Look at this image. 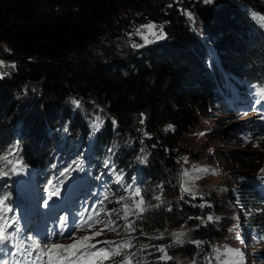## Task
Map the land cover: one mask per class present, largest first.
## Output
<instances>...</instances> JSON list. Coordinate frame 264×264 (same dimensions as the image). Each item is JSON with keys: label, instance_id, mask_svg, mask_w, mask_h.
I'll list each match as a JSON object with an SVG mask.
<instances>
[{"label": "trees", "instance_id": "trees-1", "mask_svg": "<svg viewBox=\"0 0 264 264\" xmlns=\"http://www.w3.org/2000/svg\"><path fill=\"white\" fill-rule=\"evenodd\" d=\"M164 5L154 0H0V43L16 63L9 76L0 78V156L36 169L41 199L48 182L54 183L66 167V155L88 153L83 171L71 173L62 196L75 188L94 191L89 203L78 207L91 211L105 192L110 198L127 194L128 185L138 186L146 204L159 207L148 208L136 221L135 247L126 251L137 253L141 264H173L158 259L157 247L140 249L142 243L165 245L174 257L207 264L216 234L200 215L208 213L209 206L202 208L189 196L180 198L177 150L198 123L200 110L217 105L225 114L243 94H250L251 86L264 88V25L252 16L264 17V0H232L219 6L188 1L182 9L173 5L165 12ZM186 9L201 23L203 39L190 26ZM149 21L164 24V39L137 49L126 45L122 51L111 45L131 22ZM26 92L23 98L16 96ZM234 93L241 94L238 101ZM73 98L92 100L105 114L90 144L87 126L71 105ZM261 102L257 109L243 100L248 107L237 108L264 116ZM138 125L144 126V137ZM115 140L119 145L112 154ZM140 149L149 153L145 162H133ZM250 160L239 158L254 168ZM10 166L0 162V171ZM12 175L9 171L0 176V194L9 195L6 203L21 210L10 186ZM79 200L70 203L81 204ZM107 201L104 207L111 210ZM123 224L118 223L120 230L110 241L125 239ZM73 225L66 226L65 234ZM180 227L188 228L182 244L168 234ZM161 233V238L149 239Z\"/></svg>", "mask_w": 264, "mask_h": 264}, {"label": "rangeland", "instance_id": "rangeland-1", "mask_svg": "<svg viewBox=\"0 0 264 264\" xmlns=\"http://www.w3.org/2000/svg\"><path fill=\"white\" fill-rule=\"evenodd\" d=\"M154 1H164L165 5L162 7V10L165 12L166 7L176 5L179 9H182L188 1L200 2L202 0ZM230 1L232 0H212L211 4L219 6ZM252 16L254 18L256 17L257 21L264 25L263 16L255 13ZM187 17L190 26L203 39L205 35L201 23L192 13L191 17L188 15ZM148 24H155L162 26V28L164 26L162 23L153 21L142 24L132 23L127 26L126 30H121L123 35L114 38L111 45L119 51H122L126 45L133 46V44H137L143 46L147 44L138 34L137 30ZM163 32L165 33L164 29ZM149 38L156 41L152 37ZM204 42L206 46L209 45L206 39H204ZM133 48L137 49L139 47ZM9 52L10 50L7 46L0 43V61L3 62V66H0V78L9 76L16 67V63ZM211 58L213 60L214 55ZM13 64L15 67H10ZM259 89V87H254L255 95ZM26 95H28L27 92L23 93L22 97L21 94H16L20 98ZM246 96L255 103L254 101L256 100L253 95L243 94L241 96L242 100L235 102V107L229 109V112H225V114L220 112L217 105H210L208 110L199 111L198 123L191 132H188L183 137L180 147L177 150L178 165L176 179L180 189V198L189 196L190 199L196 198L197 201L193 202L199 203L202 208L209 206V212L205 214L203 211L202 216L200 215L203 223L210 224L215 229L216 236L211 241L212 251L209 257L215 255L214 249H220L221 259L226 260L229 257L223 255L225 249H234L243 253L244 264H264V120L258 113L249 110L245 112L240 107L237 108L238 105H242L243 100H246ZM71 105L76 107L79 112L78 117L87 126L88 143H91V140L96 137L105 123V114L101 110L102 108L92 100L86 103L76 98H73ZM69 115L65 118L67 122L70 120ZM137 128L141 136L144 137L146 135L144 126L138 125ZM76 134L79 135L80 131ZM118 145L117 140L110 144V147L113 149L112 154H115ZM148 154L146 149H140L133 162L137 160L141 163L145 162ZM79 155H66L65 157L68 162L63 169L73 166V162L78 156L80 157L79 161H82L87 157L88 153L80 152ZM241 156L251 159L250 161L255 167L251 168L243 165L239 161ZM15 162L11 166H16L18 172L15 173L16 181L12 183L11 187L17 198L24 201L22 193L28 192L26 190L28 189L32 194L34 193L32 188L36 189L40 184L37 185L33 182V179L35 180L36 178V169L33 170L32 168L26 167L20 161L18 165ZM200 169H207V171H199ZM185 171L189 173V177H184L183 173ZM11 177H14V175ZM193 177L198 178L193 179ZM185 181H187L186 186L194 189V195L182 192V185L185 184ZM82 193L84 194L83 197L89 200L91 199V194H95L90 189ZM254 193L257 195L256 199L259 200L257 206L253 202ZM121 195L127 194L118 192L116 196L113 195V197H110L107 202L113 205V207L119 208L120 205L116 204V200ZM209 216L213 217L211 221L207 219ZM119 222H122V220H119ZM99 227L101 225L97 226V230ZM234 227L236 229L235 231H229V229ZM187 229V227L174 228L168 234L172 236V233L184 232L183 240H185L188 235ZM115 233L117 232L106 231L104 235L97 237V239L110 240L116 235ZM89 234L87 231L77 233L79 236ZM172 239L175 240L174 237ZM71 242L70 239L61 241L63 244H69ZM159 247L166 248L165 245H160ZM166 250L167 255L172 257L173 264L194 263L193 260L188 258L174 257L169 254L168 249ZM121 259L120 256L115 257L116 261ZM105 264H113V261H106ZM212 264H218V262L213 260Z\"/></svg>", "mask_w": 264, "mask_h": 264}, {"label": "snow or ice", "instance_id": "snow-or-ice-1", "mask_svg": "<svg viewBox=\"0 0 264 264\" xmlns=\"http://www.w3.org/2000/svg\"><path fill=\"white\" fill-rule=\"evenodd\" d=\"M203 2L211 3L212 0H203ZM186 14L191 17L190 12ZM137 32L145 43L153 42L149 37L155 40L165 38L162 26L155 24L144 25ZM140 46L133 44V47ZM0 66H3L2 61H0ZM10 67L14 68L15 65H10ZM256 95L259 97L256 103L264 101V88L259 89ZM17 150H13L10 154H14ZM0 162L9 165L14 163L8 159V156H0ZM15 164L18 165L19 161H16ZM20 170L22 171V169ZM9 171L17 173L18 168L13 166ZM9 171H0V176H8ZM73 171H83L82 161H74L73 166L62 170L60 177L54 183L52 181L48 182L46 199L42 202L43 208L55 210L62 190H65L64 184L67 180L71 179ZM199 171H207V169H200ZM183 175L184 177H189L187 171ZM197 178L193 177V179ZM186 184L187 181L182 185V192L194 195V189L186 186ZM125 192L127 195H121L116 200V204H119L120 207H113L111 210H107L104 207V201L109 199V194L105 192L103 198L98 201V204L93 206L90 214L82 217L79 221V231H87L90 234L84 236L76 235V222L74 221L73 231L69 232L67 236L72 241L69 244L58 242V238L64 236L68 222L67 215L57 218L60 225L58 230L47 229L43 236L39 234L34 235L30 229L22 225L24 214L19 209L14 210L12 206L6 203L9 201L10 196L0 194V264H105L109 260H112L113 264H141L140 260L136 259L137 253L126 250L135 247L133 241L137 238L133 234L138 230L135 226L136 221L141 218L148 208L159 207V204H146L141 188L138 186L133 187L132 185H128L125 188ZM54 197L56 200L53 199ZM155 200L159 201L160 196H156ZM83 212H89V209L84 208ZM101 215L108 217V219H101ZM113 216H115V219L112 218ZM207 219L211 221L213 217L209 216ZM119 220L124 221L122 227L123 231L127 234L123 241L116 242L97 239V237L104 235L106 231L118 232L120 230V226L118 225ZM98 225H101V227L97 230ZM235 230V227L229 229V231ZM140 233L143 236H147V233L143 232L142 229H140ZM171 235L175 238L176 243L182 244L184 242V232H176ZM162 236L163 234L161 233L160 236L150 237L149 239H159ZM193 243L197 246L201 244L200 241H193ZM100 245L103 246L101 247ZM149 247H157V251L161 253L158 257L160 261L166 262L172 259V257L167 255L166 248L147 243L140 244V249H148ZM213 251L215 255L207 258V264H212L213 260H216L218 264H244L243 253L238 250L225 249L223 255L229 257L226 260L221 259L220 249H214ZM121 255L124 258L116 261L115 257ZM145 264H147V261H145Z\"/></svg>", "mask_w": 264, "mask_h": 264}, {"label": "built area", "instance_id": "built-area-1", "mask_svg": "<svg viewBox=\"0 0 264 264\" xmlns=\"http://www.w3.org/2000/svg\"><path fill=\"white\" fill-rule=\"evenodd\" d=\"M131 24H132V22H131Z\"/></svg>", "mask_w": 264, "mask_h": 264}]
</instances>
